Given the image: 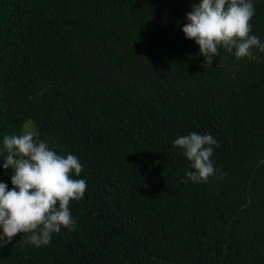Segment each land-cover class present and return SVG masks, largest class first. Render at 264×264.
<instances>
[{"label":"trees","instance_id":"1","mask_svg":"<svg viewBox=\"0 0 264 264\" xmlns=\"http://www.w3.org/2000/svg\"><path fill=\"white\" fill-rule=\"evenodd\" d=\"M200 2L0 0V182L3 139L28 122L87 182L75 230L40 247L19 233L0 264H264V52L206 64L182 31ZM192 132L218 141L206 182H184L173 144Z\"/></svg>","mask_w":264,"mask_h":264},{"label":"clouds","instance_id":"2","mask_svg":"<svg viewBox=\"0 0 264 264\" xmlns=\"http://www.w3.org/2000/svg\"><path fill=\"white\" fill-rule=\"evenodd\" d=\"M255 15L252 0H201L187 13L182 31L199 45L200 53L210 65L223 47L237 59L253 58L252 49L264 52V42L250 35V21ZM36 133L27 127L22 134L6 135L3 139L7 155L3 168L14 169L11 190L0 182V247L6 246L19 233L26 243L36 247L51 242L52 234L61 229L75 230L70 211L72 200L83 199L87 182L77 179L83 165L74 154L61 155L45 141L34 139ZM174 146L183 149L191 162L186 180L206 182L215 174L210 157L218 141L211 134L192 132L179 136Z\"/></svg>","mask_w":264,"mask_h":264},{"label":"rangeland","instance_id":"3","mask_svg":"<svg viewBox=\"0 0 264 264\" xmlns=\"http://www.w3.org/2000/svg\"><path fill=\"white\" fill-rule=\"evenodd\" d=\"M26 127H27L28 130L34 131L36 133L35 128H34V125L32 124V122H28L25 125L24 130H25Z\"/></svg>","mask_w":264,"mask_h":264}]
</instances>
